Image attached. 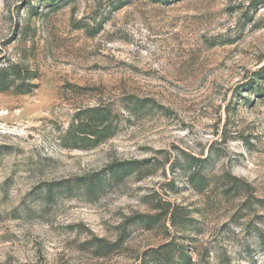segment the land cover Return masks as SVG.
<instances>
[{
  "label": "rangeland",
  "instance_id": "1",
  "mask_svg": "<svg viewBox=\"0 0 264 264\" xmlns=\"http://www.w3.org/2000/svg\"><path fill=\"white\" fill-rule=\"evenodd\" d=\"M260 2L0 0V264H264Z\"/></svg>",
  "mask_w": 264,
  "mask_h": 264
},
{
  "label": "trees",
  "instance_id": "2",
  "mask_svg": "<svg viewBox=\"0 0 264 264\" xmlns=\"http://www.w3.org/2000/svg\"><path fill=\"white\" fill-rule=\"evenodd\" d=\"M260 3L264 4V0H261ZM11 69H16V66L10 67V70ZM111 112L110 109L96 106L79 113L68 129V135L74 147H83V145L94 147L108 138L111 132H114ZM188 163H190V169L194 168L195 170L192 173V177H195L197 181H205L203 177H200L203 160L191 158ZM140 164L141 163L138 161H116L108 167V174L106 177L102 176L101 173L77 177V184L83 187L88 193L95 194L97 187H99L100 184H104L105 180L110 182L120 181L124 177L140 169ZM233 183L235 184H233L234 186H242L236 182ZM47 194L52 200L54 197V187L52 185L48 188ZM169 260L170 259H168V261Z\"/></svg>",
  "mask_w": 264,
  "mask_h": 264
}]
</instances>
